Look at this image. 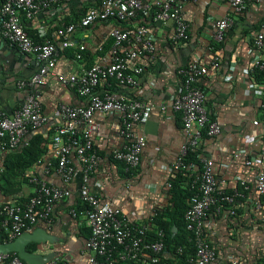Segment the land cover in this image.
Returning a JSON list of instances; mask_svg holds the SVG:
<instances>
[{"label":"built area","instance_id":"2783aa9c","mask_svg":"<svg viewBox=\"0 0 264 264\" xmlns=\"http://www.w3.org/2000/svg\"><path fill=\"white\" fill-rule=\"evenodd\" d=\"M69 1L72 0H0L2 37L24 53L33 55L37 62V71L30 78L21 79L17 83L19 88L27 90L22 105L12 113L0 109V153L26 147L29 134L51 122V116L43 107L40 86L54 73L57 65V40H62L65 47H74L75 60L82 61L87 46L70 40V34L96 21L131 22L152 8V4L145 0H100L77 21L57 28L43 42L35 41L26 29L23 15L31 19L41 11ZM226 1L232 14L215 21L212 32L215 43L225 40L227 32L236 24L235 15L244 13L251 3L264 6V0ZM156 5L152 13L153 21H172L174 40L186 41L189 38L190 23L180 0H158ZM110 35L113 44L106 55L100 56L80 73L58 75L61 83L75 90L86 102L81 105L66 102L59 104L57 114L60 124L56 126L47 144L50 158L45 162L40 158L36 162L43 164L46 176H38L36 172L28 175L32 191L25 200L0 202V243L13 241L40 221L51 222L55 205L72 194L70 185L80 176L79 198L91 231L84 247V251L88 252L87 264H177L184 250L180 248L175 254L167 253V232L157 221L162 213L160 208H153L146 221L138 223L123 213L121 208L101 197L90 185L91 176L102 162L100 149L96 145V137L101 129L97 116L108 113L119 115L121 125L118 135L122 144L113 149L112 157L123 163L127 172H131L139 167L147 145L146 136L139 134L136 126L148 119L154 111L160 110L170 116L180 114L184 127L185 139L177 157L169 165V172L173 177L178 173L193 174L188 183L191 195L184 216L194 248V253L187 258L188 263L240 264L234 255L222 259L218 254L207 237L206 220L210 215H219L225 210L229 215H236L244 192L238 185L231 191L220 185L214 157L200 156V168L188 161L191 152L200 150L205 133L209 137L222 133V124L210 118L206 89L202 85V79L220 67V53L211 44L208 49L212 54L207 59L194 57L179 67L178 74L182 82L177 92L169 103L156 102L136 97L124 90L138 89L142 85L144 66L140 59L156 57V44L148 26L117 25L111 29ZM252 44L259 54L244 71L255 78L257 73L264 74V30L255 34ZM257 92L260 106L264 110V81L259 84ZM244 152L241 150L236 156ZM254 163L260 165L256 189L263 199L264 147L256 158L245 156L246 165ZM52 172L60 177L64 185L48 180ZM241 185L247 188L244 180ZM172 186V180L167 182L171 196ZM257 206L262 207L261 200L257 201ZM72 213L76 215V209H72ZM0 264L28 263L16 252H0ZM47 264H60V261L54 257Z\"/></svg>","mask_w":264,"mask_h":264},{"label":"crops","instance_id":"0c3cea01","mask_svg":"<svg viewBox=\"0 0 264 264\" xmlns=\"http://www.w3.org/2000/svg\"><path fill=\"white\" fill-rule=\"evenodd\" d=\"M99 1L72 0L41 11L31 19L23 15L26 29L35 41L43 42L57 28L77 21ZM145 1L152 4L151 10L141 13L131 22L96 21L70 34V40L87 46L82 61L75 60L74 47H65L62 40H57V65L54 73L40 86L44 110L52 120L48 125L32 131L28 137L42 135L48 146L56 126L60 124L57 114L59 104L81 105L86 102L75 90L61 83L58 75L80 73L100 56L106 55L113 44L110 32L114 26H148L156 44V57L140 59L144 66L142 85L138 89L124 90L156 102L169 103L182 82L178 68L194 57L207 59L212 54L208 48L214 44L221 55V65L202 79V85L206 89L209 115L222 124V133L216 137H204L200 156L214 157L220 185L228 191L238 185L244 196L240 198L236 215H229L227 210L219 215H210L206 220V232L222 259L234 255L240 264H264V198L261 199L256 189L260 165L245 164V156L256 158L264 147V110L257 92L262 78H253L244 71L259 54L252 43L255 34L264 30V6L251 3L244 13L235 15L236 24L227 32L225 40L215 43L212 38L215 21L232 14L227 1L180 0L190 26L189 38L177 42L173 38L172 21L158 23L152 19L158 0ZM36 71L35 57L2 37L0 17V109L12 113L22 105L27 90L19 88L17 83L30 78ZM97 118L101 129L96 145L102 162L90 178L92 189L121 208L135 222L146 221L155 207L160 208L161 214L168 219L173 196L167 182H173L176 177L169 172V165L177 157L185 139L181 115L170 116L156 110L136 126V131L146 136L147 145L139 167L131 172H127L123 163L112 157L113 149L122 144L118 135L121 125L119 115L108 113ZM241 150L245 152L236 156ZM17 152L20 149L0 153V202L26 199L32 191L28 175L36 172L38 176H46L43 164L36 162L19 174L7 170V163L12 162ZM40 158L43 162L47 161L50 151ZM73 159L78 164L75 156ZM48 180L64 185L55 172L48 175ZM242 180L247 188L241 185ZM79 183L80 176L70 185L72 194L55 205L51 222L40 221L25 231L38 237L37 241L27 245L30 251L43 256L53 254L60 264H87L88 252L84 251V247L91 231L79 198ZM258 200L262 201L261 208L257 206ZM72 209H76V215H73Z\"/></svg>","mask_w":264,"mask_h":264},{"label":"trees","instance_id":"16d2710c","mask_svg":"<svg viewBox=\"0 0 264 264\" xmlns=\"http://www.w3.org/2000/svg\"><path fill=\"white\" fill-rule=\"evenodd\" d=\"M256 77H261L262 81L264 80L263 73H257V75H255V78ZM210 118L214 119L212 115H210ZM206 136L208 135L205 133V137ZM44 142L45 140L43 136L39 134L30 138L29 144L26 147L21 148L20 152L15 153V157L13 156L11 163H7V170L14 172V174L24 172L26 168L37 162L40 157L47 152L48 148ZM188 161L194 162L200 168V150L191 152L188 156ZM192 175V173H187L186 175L178 173L176 175L172 182L173 186L171 193L173 194V205L168 209V219H166L165 215L162 214H160L157 218V221L167 232V253L175 254L180 248L184 250V253L179 256L177 264H189L187 258L189 255L194 253L193 245L190 242L191 233L186 229L184 218L185 211L188 206V199L191 195L188 183L192 179ZM174 226L177 228V231H174ZM218 254H220V252H218Z\"/></svg>","mask_w":264,"mask_h":264},{"label":"water","instance_id":"95a60500","mask_svg":"<svg viewBox=\"0 0 264 264\" xmlns=\"http://www.w3.org/2000/svg\"><path fill=\"white\" fill-rule=\"evenodd\" d=\"M176 230V227L174 228ZM38 237L35 233L23 232L16 239L10 242L0 243V252L9 253L16 252L28 264H47L54 255H37L27 248L32 241H37Z\"/></svg>","mask_w":264,"mask_h":264}]
</instances>
